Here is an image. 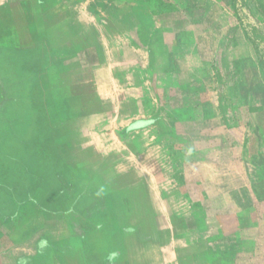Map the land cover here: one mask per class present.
<instances>
[{
    "label": "rangeland",
    "instance_id": "374dc122",
    "mask_svg": "<svg viewBox=\"0 0 264 264\" xmlns=\"http://www.w3.org/2000/svg\"><path fill=\"white\" fill-rule=\"evenodd\" d=\"M50 1L0 0V218L16 216L23 204L26 213L33 207L29 199L46 206L47 217L60 218L87 187V197L73 209L87 217V234L73 236L71 246L73 255L81 247L83 264H264V211L248 209L264 204V178L252 156L264 154V123L251 110L259 104L251 78L240 86L247 97L235 99L232 90L235 63L255 58L240 21L264 40V0H236L240 20L231 0H125L118 10L112 0ZM129 7L154 17L157 27L190 28L191 17L215 23L216 33L200 38L205 65L193 71L181 98L170 82L167 95L158 87L153 52L159 59L160 50L129 51V43L147 42L138 26L130 34L113 33L114 11ZM159 14L168 18L156 20ZM97 18L103 35L96 34ZM71 29L81 34L64 33ZM172 36L166 32L156 42ZM213 58L222 76L214 81ZM254 85L264 89V78ZM219 123L232 128L229 146L212 145L209 132ZM70 157L72 164L63 166ZM112 166L134 172L150 187L144 181L140 192L115 194L102 177ZM225 169L231 177L219 176ZM64 188L71 199L62 205ZM146 197L147 213L130 209ZM53 248L59 252L62 245ZM51 251L48 246L29 264H54ZM97 251L99 259L92 261Z\"/></svg>",
    "mask_w": 264,
    "mask_h": 264
},
{
    "label": "crops",
    "instance_id": "0c3cea01",
    "mask_svg": "<svg viewBox=\"0 0 264 264\" xmlns=\"http://www.w3.org/2000/svg\"><path fill=\"white\" fill-rule=\"evenodd\" d=\"M124 1L125 0H112L111 1L112 8L115 10L116 9L118 10L120 4L123 3ZM131 3L132 1L128 2L127 5ZM69 11L71 12V15L73 16H75L78 12L76 8H70ZM126 11L127 12L114 11L115 24L113 26V33L119 34V35L130 34L134 32V28L138 26V30L141 29L142 32L145 35H147V42H142L141 46H135V44L129 43V47H128L129 51L133 52L136 50L140 51L141 49H143L150 53L156 50H160L159 59L157 58L156 54L153 52L154 57H155L154 63L156 64V66L159 67L158 71L160 72V74L156 78V80L160 82V84H158V87H160L162 96L167 95L168 91L166 92L164 87L167 88L168 83L170 82L171 89H174L175 91V96L181 98L182 90H185L187 88L186 83L194 81L193 71L197 69L199 66L205 65V63L203 62L205 61L204 56H207L208 54H206V51L203 50L205 49L206 46L200 44V38H201V35H206V34H211V33L215 34L216 33L215 23L211 22L210 19L207 21L204 20L203 22H200L201 20H199L198 22L197 20L196 21L191 20L192 18L191 17L189 18L190 24L189 23L186 24V27L190 25V28L187 27L184 29V27L182 26H185V25H181V26L173 27V28L162 27V26L157 27L152 23V20H154L153 19L154 17H151V16L149 17L148 15L144 16V14L137 13L136 8L132 9L129 7V10H126ZM176 14L177 15H175L174 17L175 18L177 17V21H178L179 20L178 16L180 14L177 12ZM206 16L208 17V15L206 14H203V13L201 14L202 19H204ZM163 17L168 18V15L159 14L157 15L156 20H159V21L163 20ZM124 19H126V21H124ZM100 21H101V24L99 26V30L98 31L96 30V34L101 33L103 35L105 31L104 30L105 25H104L103 19L97 18V22L99 23ZM123 22H126L125 27L120 26L121 23ZM137 22L139 25L137 24ZM240 28L242 31L243 30L242 27ZM222 29H224V27ZM52 31L55 34L63 33V29H56V31L55 30H52ZM67 32H70V34H73V35L81 34V32L78 29H71V31H65L64 33L67 34ZM166 32L169 33L170 35H173L170 41L163 39V40H160L159 43H157L156 39L158 38V36H163L164 34H166ZM243 34L244 33L242 32V35ZM182 35H185V36H182ZM188 35H190V38H191L190 41H186V39L188 38ZM244 39L247 43L250 44V42L245 38V36H244ZM71 44H76V43L73 42ZM101 45L104 46L103 43L100 44V47ZM72 47H74V45H71V48ZM187 50L188 52L183 54V52ZM213 56L214 58H216L215 54ZM161 57L164 58L162 61H161ZM254 57L255 58L252 60L247 58L245 61H240V63L237 61L238 63L237 62L235 63V66L237 67V69H235L236 85H235V89H232V90L235 95V99H238L240 95L242 98L247 97L245 94L240 93L241 92L240 86L244 82H249L248 80L251 78L250 82L253 83L252 90L254 92L253 97L257 96V99L259 101V104L251 105V108H252L251 110L253 111L252 113L256 114V118H260V120H262L264 123V89L261 88V90L257 91V88H255V85H254V81H258L259 78L260 80L263 79L264 75L259 69L255 52H254ZM214 58L211 60V65H212L211 80L212 81H214L216 78L222 77L221 73L217 70V62H216V59ZM183 67H186L187 70H189V72L184 73ZM249 68H250V71H249ZM252 72L254 73L252 74L253 78L251 77ZM249 73H250V77H249ZM171 81L175 82V85H173ZM183 82H184V86H183ZM152 119L154 120V124H155L156 121L158 120V116L153 117ZM159 119L161 120L162 117H159ZM146 120L148 121H144L145 125L146 126L150 125L152 120H150L149 118ZM260 126L262 127V129H264V125H260ZM130 128L131 127L129 125L128 129ZM231 129L232 128L228 129L224 127L220 123L217 126H212L211 132H209V135H211V138L213 141L212 145L214 146L228 145L229 146L228 137L230 136L229 132H231L230 131ZM217 134L219 135L217 136ZM235 140L238 141V139H235ZM252 156L257 157L255 159V161H257V166H256L258 170L257 176L264 178V164L263 163L260 164L261 162L259 160L263 158V160L261 161L264 162V154L258 156V154L253 153ZM73 161H72V157H70V159H63L61 164L65 166V163L69 162V164L71 165ZM111 169L112 171L105 170L102 172V174H107V175H102V174L101 175L103 179L106 181L105 183H108L111 185L113 192L115 194L127 195L131 192L142 191L140 189V186H142V184L145 181L143 177L137 176L134 172H127V173L116 172V169L113 168V166L111 167ZM228 171L229 170L226 171L225 169V171L219 173V176L231 177L232 174ZM212 175L215 176L214 171ZM146 183H147V186L150 187L149 182L147 181ZM260 185L264 187V181H262ZM255 186H258V183H255ZM64 190L65 188L63 189L62 192H64ZM253 191H254L253 193H257L258 190L255 187ZM38 192H40V190ZM149 192L150 191H147V193ZM42 193L43 191L41 192V194ZM70 193L66 194V192H64V196L59 197V200L62 201L61 203L62 205H63V202H66L67 199H71L69 195ZM86 194H87V187H85L84 192H80L78 194V198L76 202H71L72 200H70L68 201V204L66 203L67 208L62 209L63 213L60 215V218H57L56 214H52L51 216L47 217L44 214V211H46L47 207L44 206L43 204L39 205V202L37 200L35 201V199L28 200L27 203L31 207L32 206L33 207L27 210L26 213L24 212L25 205L23 204V205H20L16 216L14 215L10 219H5V217L2 216V218H0V264H29L32 262L33 258L40 256L42 251L46 250L48 246L52 250L51 253L49 254L52 255V260L54 264H73V263L83 264L81 261V256H80L82 252L81 247H80V250L78 252H74V255H73L71 246H72L73 236H75L76 238L79 237L80 239H82L83 238L82 234L83 233H85V235L87 234V228H88L87 219H86L87 217L84 218L81 211L77 210V213L73 212L74 211L73 209L76 208L77 202L87 197ZM42 195H44V193ZM92 203L90 205L91 208H95L93 207L94 205ZM150 207L151 206L146 197L145 200L143 199L140 205H134V207L133 208L130 207V209H145V213H147L146 211H148ZM100 209L105 210V207H100ZM248 209H253V210H256L257 212H261V211H264V204L256 203L254 207H248ZM149 218L147 217L146 219L149 220ZM80 221L83 224L82 225L83 227L79 225ZM103 236L106 237L107 243L111 242L112 232H107L105 235L103 234ZM99 242L100 240H98L94 244L93 250L99 249ZM57 245H62V249H67L65 251H68V253H66L62 249H61L62 252H60L61 250L59 252L54 251L53 247ZM68 245H69V248L66 247ZM97 254H98V251L95 252L96 257H91L92 261H96L97 259H99ZM93 264H97V263L93 262Z\"/></svg>",
    "mask_w": 264,
    "mask_h": 264
},
{
    "label": "trees",
    "instance_id": "16d2710c",
    "mask_svg": "<svg viewBox=\"0 0 264 264\" xmlns=\"http://www.w3.org/2000/svg\"><path fill=\"white\" fill-rule=\"evenodd\" d=\"M236 2H237L236 0H231V5H232V9L234 13L237 15L238 19L240 20ZM258 6L259 4L257 5V7ZM240 25L243 29L245 38L250 42V44L252 45L254 49L259 69L264 75V46L262 45L264 43V40L262 38H261V41L257 39L258 37L254 35L255 30L250 28L249 26H246L243 23V21H240Z\"/></svg>",
    "mask_w": 264,
    "mask_h": 264
},
{
    "label": "water",
    "instance_id": "95a60500",
    "mask_svg": "<svg viewBox=\"0 0 264 264\" xmlns=\"http://www.w3.org/2000/svg\"><path fill=\"white\" fill-rule=\"evenodd\" d=\"M3 97H4V94H3V92H2V90L0 88V102L3 100Z\"/></svg>",
    "mask_w": 264,
    "mask_h": 264
},
{
    "label": "flooded vegetation",
    "instance_id": "af4514ba",
    "mask_svg": "<svg viewBox=\"0 0 264 264\" xmlns=\"http://www.w3.org/2000/svg\"><path fill=\"white\" fill-rule=\"evenodd\" d=\"M0 88H1V90H2V92H3V94H4L5 92H4L3 88H2V86H0ZM2 101H3V100H2ZM2 101L0 102V104L2 103Z\"/></svg>",
    "mask_w": 264,
    "mask_h": 264
}]
</instances>
